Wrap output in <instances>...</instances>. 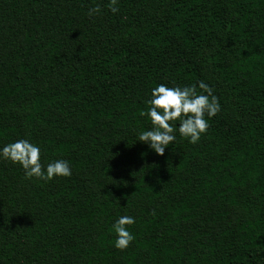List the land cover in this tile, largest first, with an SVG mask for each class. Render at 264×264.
<instances>
[{
    "label": "trees",
    "instance_id": "trees-1",
    "mask_svg": "<svg viewBox=\"0 0 264 264\" xmlns=\"http://www.w3.org/2000/svg\"><path fill=\"white\" fill-rule=\"evenodd\" d=\"M114 7L0 0V147L29 139L72 172L0 157V264H264V0ZM200 81L220 110L196 143L138 140L152 88Z\"/></svg>",
    "mask_w": 264,
    "mask_h": 264
},
{
    "label": "clouds",
    "instance_id": "clouds-1",
    "mask_svg": "<svg viewBox=\"0 0 264 264\" xmlns=\"http://www.w3.org/2000/svg\"><path fill=\"white\" fill-rule=\"evenodd\" d=\"M117 0H111V10L117 11L114 5ZM99 11V8L91 9ZM198 87L203 90L198 94L197 85L168 86L159 84L151 89L150 107L146 115L151 120L152 127L138 133V140L146 143L156 154H163L167 146L176 139V132L187 138L189 143H196L208 129V120L220 110L218 98L211 88L200 81ZM206 93V94H205ZM179 120L178 127L174 126ZM0 157L19 164L24 169L26 178L51 180L53 177H68L72 174L69 162L64 159L53 160L47 165L42 164L41 147L29 139H17L0 147ZM135 223V218L122 215L113 223L116 234L114 247L124 249L134 239L129 227Z\"/></svg>",
    "mask_w": 264,
    "mask_h": 264
}]
</instances>
